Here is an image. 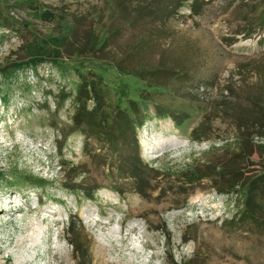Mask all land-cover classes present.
Masks as SVG:
<instances>
[{"label":"rangeland","instance_id":"374dc122","mask_svg":"<svg viewBox=\"0 0 264 264\" xmlns=\"http://www.w3.org/2000/svg\"><path fill=\"white\" fill-rule=\"evenodd\" d=\"M226 167L264 173V0H0V264H264Z\"/></svg>","mask_w":264,"mask_h":264},{"label":"trees","instance_id":"16d2710c","mask_svg":"<svg viewBox=\"0 0 264 264\" xmlns=\"http://www.w3.org/2000/svg\"><path fill=\"white\" fill-rule=\"evenodd\" d=\"M102 43L103 42H101V45ZM36 56L38 55L35 53L33 59L27 63L26 66L32 67L34 64L38 63V61H41L37 60ZM15 67L20 68L21 66L16 65ZM116 71L121 73L123 72L121 68H117ZM143 71L144 70H141V72ZM146 73L151 74L149 71ZM134 77L139 78V74L135 73ZM88 100L92 101L93 109L91 113L85 112V104ZM75 101L78 104V108L73 117L74 125L79 127L84 119L94 121L96 116L94 113H96L99 106L103 104L100 80H96L95 82H86L81 80L77 87ZM123 114L126 116L125 113ZM125 121L127 124L129 123L127 116ZM98 123L101 125L102 121L99 120ZM221 177L225 182L224 184L230 188V191H240L242 193L243 211L241 212L239 222L242 224L255 223L256 225L258 224V227H261L264 230V173L244 178L243 175L239 173L238 169L232 170V168L226 167V169L224 168V172ZM236 187L237 190L235 189ZM219 192L226 191L219 190Z\"/></svg>","mask_w":264,"mask_h":264}]
</instances>
